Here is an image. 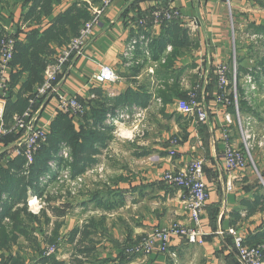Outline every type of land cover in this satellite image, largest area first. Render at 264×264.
Returning <instances> with one entry per match:
<instances>
[{"label": "crops", "instance_id": "0c3cea01", "mask_svg": "<svg viewBox=\"0 0 264 264\" xmlns=\"http://www.w3.org/2000/svg\"><path fill=\"white\" fill-rule=\"evenodd\" d=\"M166 5L177 7L186 17V21L180 25L188 28L191 46L175 49L168 44L160 49L158 55L167 58V61L161 63L154 75L150 72L149 63V66L142 67L134 74L122 66L121 53L132 35L140 30L135 25L136 21ZM68 6L67 0L55 5L54 16ZM263 8L264 0H173L172 3L170 0H113L95 26L83 53L71 58V66L65 75H61L63 93L86 99L92 91L104 88L107 93H114L112 98H118L131 88L143 96L133 105L145 108L147 113L145 132L139 134L133 129H126L136 135V139L131 141L120 140L112 131V139L98 156L99 164L109 160V180H101L97 185L112 190L111 200L116 203L121 201L122 204L109 211L95 207L90 201L92 192L84 193L69 203L73 214V219L69 220L72 224L70 230L95 216L93 211L99 210L101 215H106L109 232L120 243L102 240L98 249H105V252L101 253L100 258L109 259L110 264H244L235 247V237L243 236L245 244L264 242V209L249 212L245 205L246 201H252L264 193V162L257 159L256 167L249 165L244 169H227L225 134L229 133L228 141L235 147H240L242 140L235 125H228L225 121L226 111L233 113V109L214 100L218 91L215 66L221 62L232 63L233 47L239 40L236 28L233 34L230 25V11L235 20L240 11L254 13H246L240 22L250 29L261 31L264 28ZM257 11L258 14H255ZM0 15L9 31L20 40L26 39L30 27L23 24L22 0L1 3ZM51 20L52 17L47 18L45 24ZM192 20L196 26H190ZM243 24H238V29ZM147 28L153 39H159L165 34L166 26L157 24ZM242 51L240 47L239 52ZM244 57L240 61L242 70L246 72L248 67H243ZM102 65L114 67L121 78L104 87L92 83L91 75ZM199 75L203 77L199 101L210 108V118L206 123L198 122L195 112L178 108L182 99L180 93L184 95ZM19 88L20 85L15 87L13 94L9 90L3 92L5 94L0 99L6 102L12 96L16 100ZM57 106V97L41 99L37 108L31 109L37 125L50 131L58 112ZM78 121L74 120L77 128ZM14 132L19 136L18 130ZM17 138L8 145L0 142V152L16 143ZM173 138L179 139V143L172 156ZM196 157L204 159V180L209 188V198L202 214L203 241L189 243L184 238L175 237L170 243L169 252H155L148 257H123L126 244L140 239L153 227H166L177 221L195 225L185 208L184 191L168 185L163 175L169 170L183 169ZM95 166L88 170H93ZM70 212L68 210L67 215ZM86 213L89 215L84 218ZM77 214H80L78 220ZM49 216L53 223L54 214L50 213ZM63 223L64 228L66 222ZM122 242L126 244L122 245ZM68 246L71 247L70 244ZM70 257L71 253L68 258H59L69 260ZM34 258L36 256L29 258L28 264Z\"/></svg>", "mask_w": 264, "mask_h": 264}, {"label": "trees", "instance_id": "16d2710c", "mask_svg": "<svg viewBox=\"0 0 264 264\" xmlns=\"http://www.w3.org/2000/svg\"><path fill=\"white\" fill-rule=\"evenodd\" d=\"M22 1L23 24L30 29L26 32L25 40H20L15 35L16 41L9 82L10 94L18 85L20 88L16 93V100L9 96L5 102L4 126L8 129L13 126L15 116L22 115L29 108L36 109L40 104L43 98H39L32 104L30 99L35 97L37 87L43 83L47 66L53 62L60 49L67 46L72 38L79 34L83 25L91 19V7L101 4L103 0H67L69 6L55 16V5L61 4L64 0ZM3 2L8 4L11 0H0V4ZM49 17H52V20L45 24V20ZM180 24L179 20L163 24L166 26L165 34L159 39H152L150 45L153 60L159 61L162 58L158 56L161 53L160 49L168 44L175 49L191 46L189 30ZM3 31V18L0 15V35ZM137 57L140 58L141 54H138ZM146 64L147 60H144L142 64L127 70L135 74ZM161 65L159 64L157 68H160ZM256 77L257 83H264L261 81V77H264V60L261 61ZM242 92H245L244 89ZM91 93L95 95V98L88 101L77 97L87 108L79 118V128L76 127L74 117L70 113L57 112L51 123V129L47 132V139L34 155L32 163L27 164V159L23 154L9 156L5 151L0 152V264H28L26 256L21 253L22 249L18 245V239L21 236L28 239L38 252L30 264H90L92 262V264H104L111 262L109 259H102L95 255L96 247L93 239V234L105 222L106 215L100 219L90 217L81 226L70 231L66 242L72 247V254L69 260H64L59 258L58 248L55 252L47 254V248L44 251L39 247L38 240L40 239L36 235V231H40L41 217L45 218L47 224L52 221V218L43 209L40 214H34L27 206L29 190L44 197L46 206L48 205L49 199L47 201V198L51 196L46 189L40 187L39 179L49 171L51 160H57L59 171L63 167H69L73 178L83 175L88 169L97 165L101 150L107 147L113 137L114 127L105 125L107 114L113 113L117 108L133 105L138 98H143L140 93L131 88L118 98H112L113 96H110L104 88ZM17 136L14 131H10L0 136V142L8 145ZM64 144L71 150V162L59 156ZM54 177L56 178L57 175ZM111 194L112 190L105 186V189L92 192L90 201L96 207L107 211L113 210L122 202L112 201ZM245 205L249 212L263 210L264 193L257 195L252 201H246ZM50 212L59 217L66 215L64 209L51 207ZM63 224L55 223L52 235L46 236V239L44 237V241L47 240L48 245L57 247L60 238L59 230ZM262 243L264 242L258 244ZM15 247L17 250L14 251ZM123 257L128 259L125 253Z\"/></svg>", "mask_w": 264, "mask_h": 264}, {"label": "built area", "instance_id": "2783aa9c", "mask_svg": "<svg viewBox=\"0 0 264 264\" xmlns=\"http://www.w3.org/2000/svg\"><path fill=\"white\" fill-rule=\"evenodd\" d=\"M171 3L173 0H170ZM113 0H103L101 4L91 7L92 17L81 28L79 34L72 38L70 43L60 49L55 59L51 62L44 73V81L39 85L35 91V97L30 99L31 104L39 98L57 97L58 99V111L70 113L74 120H79L80 116L85 112V104L81 103L77 96L63 93L61 90V75H65L67 69L71 66L70 61L73 56L81 55L84 51L86 42L92 36L95 26L100 22V19L106 9L111 5ZM173 20H179L181 23L186 21V17L175 6L166 5L154 9L150 15L138 19L135 23L137 27H140L134 35L129 39L121 53V64L125 69H129L133 66L140 65L147 60L150 64V72L153 74L159 64L166 61L165 57H162L159 61L152 59V52L150 45L152 42L151 35L148 34V28L150 25H163L166 22ZM190 26H196L194 20L190 21ZM15 34L9 31L7 28L0 35V96L9 90V82L11 75V61L13 58V52L15 47ZM169 49L171 46L168 47ZM141 54V58L137 57ZM234 63L236 62V56L234 57ZM229 67L227 65L219 64L216 69V76L220 89H225L228 86L236 85L237 68L233 67V76L229 78ZM121 78L117 70L109 65H102L98 71H96L90 77L92 83L99 85H106L108 83H115ZM247 87H243L245 94L255 92L257 85L254 82V77L248 75L245 81ZM107 90V89H106ZM200 85H196L190 92L187 100H182L178 103V108L181 111H193L197 116L199 122H207L209 119V113L207 109L198 102V94ZM110 96H113L112 91H108ZM95 98L93 93L88 94L86 101ZM224 100L226 104H229V100H225L224 92L217 95V101ZM4 104L5 101L0 99V136L10 131L23 132L12 148H5L7 155L23 154L27 159V164L32 163L34 155L41 148L42 143L47 139V130L45 127L37 125L36 118L33 116L31 108H29L22 115L14 117L13 126L8 129L4 126ZM235 111H237L240 135L242 140L241 147H235L229 140V135L225 136L227 144L224 150V157L228 169H242L246 166L247 161L251 160V148L254 133L248 127L249 124L244 125L239 112V106L237 100H233L231 104ZM146 116V109L137 105H127L125 107L117 108L113 113H108L105 121V125L114 127L113 134L119 138H127L132 140L134 134L128 131H122L124 124L128 125L132 123L133 119L136 121L143 120ZM225 121L228 124L233 123V117L230 113H225ZM126 129V128H125ZM178 139L171 141L172 148L170 155H175V145H177ZM264 144V143H263ZM60 157L71 162V150L67 145L61 147ZM255 166V165H254ZM57 160H51L49 162V171L42 175L39 179L40 187L48 189L51 183L65 182V181H82L83 175H79L75 178L72 177L69 167L58 170ZM92 171V170H90ZM57 175L55 178L54 176ZM203 174V162L201 160H191L186 169L177 171L176 173L168 171L165 174V182L173 187L182 188L185 192V208L189 213L190 219L195 222L194 226L183 224L181 222H174L166 227H157L152 233L142 237L140 241L134 243H128L123 252L128 257L131 256H143L147 257L155 252H169L170 243L173 238L180 237L186 239L189 243H201L204 237V231L201 225V216L203 210L206 208L208 200V192L206 188V182L202 178ZM55 178V179H54ZM65 178V179H62ZM70 179V180H69ZM46 202L44 197L37 195L32 190L28 191L27 206L28 209L34 213H39L45 206ZM37 210V211H36ZM235 247L244 264H264V243L258 245H247L243 236L239 235L235 237ZM58 248L55 245L47 248V254L53 253ZM175 257V253H171Z\"/></svg>", "mask_w": 264, "mask_h": 264}, {"label": "rangeland", "instance_id": "374dc122", "mask_svg": "<svg viewBox=\"0 0 264 264\" xmlns=\"http://www.w3.org/2000/svg\"><path fill=\"white\" fill-rule=\"evenodd\" d=\"M262 12L264 13V10H262ZM246 13L250 14L252 12H245V11L241 12L240 11V13H238V15H236V20H235V18H233L234 17L233 13L230 11V17H231L230 25L232 26L233 34H234V28H236V30H237L236 35H237V37H239L238 38L239 40L237 42H235V48L233 47L234 52H233L232 63L231 62L219 63L222 65H227L229 67L230 71L227 74V76L229 78H231L233 76V67L235 65V67L237 68L236 85L233 84L231 86L226 87L223 90L220 89L219 85H218V91L216 92L215 98H214L216 103L222 104L223 106H225L228 109H229V107H231L233 109V113L230 112V114H232V117H233V123L232 124H228L227 122L226 123L228 125L234 124L235 127L240 132L238 114H237V111H235V108L231 105L233 103V100H237L238 106H239L240 117H241L243 124L244 125L249 124L248 127L250 128L252 133H254V135H255V138H253L252 142H250L252 145L251 160L249 158V160L247 161V164L244 168H246L249 165H252V166L255 165V167H256L257 166L256 165L257 159H260V161L264 162V144H263L264 143V83H262L263 86H261L259 83H257V77H256V73H257L258 69L260 68L261 61L264 60V28H262L261 31H259L258 29H250V27L245 26L243 24V22H240V20H243L246 17ZM252 14L254 15V13H252ZM255 14H258V11ZM235 21H236V24L234 26L233 23H235ZM240 23L243 24L240 28L241 30L238 29V24H240ZM262 24L264 25V23H262ZM5 28L6 27L4 26V30H5ZM240 47L243 49L242 52H239ZM259 49H260V53H258ZM242 55L245 56L243 58V60H244V66L243 67H245V68L248 67V68H246L247 69L246 72H244L245 70H242V67H241L240 58L243 57ZM235 56H236V62L234 63V60H235L234 57ZM219 64H217L215 66L214 72H216L217 66ZM146 66H149V64L147 63ZM239 67H240V69H239ZM155 73H156V69H155L154 74ZM248 75H252L254 77V82L257 85V89L255 92H250L248 94L247 93L245 94V92H242V91L244 89L243 87H247L245 85V81H246V78ZM153 77H155V76H153ZM201 78L203 79V77H200V75H199L198 79L194 81V84L187 90V92L184 93V96L182 95V92L180 93L182 99H180L179 102L182 100H187L189 98V92L196 85H200V90H199V93H200V91L203 87V81L201 80ZM261 81L264 82V77H261ZM155 82H156V80L154 81V83ZM154 92H156V89H154ZM221 92L222 93L224 92V98H225V100H229V102H230L229 104H226L225 102H223L224 100H221V101L218 100L217 101V95ZM198 102L201 103V105H203L207 109V111L209 113V118H210V108L206 104H204L202 101H199V94H198ZM4 113H5V104H4ZM226 113H229V111H226ZM146 117H147V113H146V116L143 120L136 121L137 119H133L132 123L130 122L128 124L129 126L124 124V126H123L124 128H122V131H124V132L127 130L131 131L133 129L134 131H137V133L139 132V134L145 132V129L147 126ZM202 123H206V122H202ZM13 124H14V121H13ZM18 133H19V136H18L17 140L21 136H23L22 135L23 132L21 133L19 131ZM226 135H229V133L225 134V136ZM135 137H136V135L134 134V137L131 141H134L136 139ZM240 137H241V135H240ZM173 139H171V141ZM120 140H130V139L121 138ZM178 142H179V139H178ZM16 144L17 143H13L12 146H15ZM177 145H175V147ZM8 148H12V147L8 146ZM4 150H5V148L2 149V151H4ZM256 152H258V153H256ZM193 159L194 160H201L203 162L202 178L204 179V159L201 157H196ZM108 165H109V160L103 161L100 164L98 163L92 171L88 170L87 172L84 173L81 182H79V181L57 182V181H55L54 183H51L50 187H48V189H47V192L49 193V195L51 197L47 198V201L49 199V201L47 202L48 205L46 206V204H45L43 210H45L46 213L49 215L51 213L50 212L51 207L58 208L61 210L64 209V211H66L65 213L67 215L68 210L70 212V209H71V207L69 209V205H71L69 203H71L74 199L82 196V194L87 193V192H94L98 189H103V188L105 189V187L97 185V184L100 183L101 180L102 181H108L109 180ZM225 165L227 167L226 159H225ZM244 168H242V169H244ZM184 169H186V167H184L183 169H180L178 171H182ZM228 170H232V169H228ZM169 171L173 172V173L177 172L176 170H169ZM167 172L164 173L163 180L165 179L164 177H165V174ZM62 179H65V178H62ZM176 188H179V187H176ZM206 188L208 189L207 192L209 195V188H208L207 183H206ZM179 189H182V188H179ZM208 198H209V196H208ZM94 206H95V204H94ZM93 212H94L95 216H91V217H96V219H100L103 216V214L102 215L100 214L101 211H99V210L93 211ZM37 214H40V212ZM87 215H89V214L86 213V216L84 218H86ZM111 216L112 215H110L109 217L112 218ZM113 216H115V215H113ZM53 217H54V220H53L54 222L53 223L50 222L49 224H47L45 222L44 217H41L42 223H40V226H39L40 231H36V235L40 239V240H38L39 241L38 243L40 245L39 247L45 251L46 248L51 246V245H48L49 243H47V240L44 241V237L46 239V236L52 235L55 223L66 222V226L64 228L62 227L59 230V234H60L59 237L60 238L58 241V246H59L58 247V249H59L58 250L59 251L58 256L59 257L65 256V258H68L69 254L70 253L72 254V247L68 246V243H66V239L68 237V234L71 231L69 229V227L72 224L69 223V220L73 219V214H72V212H70L66 217H65V215L63 216L65 218H63L62 216L59 217L56 215H54ZM76 217H77L76 220L80 219V214H77ZM81 217H82V219H84L83 215H81ZM106 219H107V217H106ZM106 219H105V222L98 228V231L93 234V239L95 242L94 244L96 247L95 255H98V257H100L101 253L103 254L105 252V249H98L99 244L102 242V240L103 241L104 240L109 241L112 244H116V243L119 244L120 243L109 232V226H108V224L106 225V221H107ZM201 223H202V216H201ZM157 227H160V226H157ZM157 227H153L149 232H147V234L152 233L155 230V228H157ZM147 234H145L144 236H146ZM140 239H137L136 241H133L131 243H134L137 241L139 242ZM18 242H19L18 245H20V249H22L21 253L27 257V260H29V258H33L34 256L37 255V253H38V252H36L37 250L32 247V243H30L28 241V239L21 236L18 239ZM124 244H126V243L122 242V245H124ZM13 250L15 251V250H17V248L15 247V248H13ZM89 259L91 260L92 258L90 257ZM128 261H126L125 263H127ZM92 263H90V264H92ZM110 263L111 262H107L104 264H110Z\"/></svg>", "mask_w": 264, "mask_h": 264}]
</instances>
